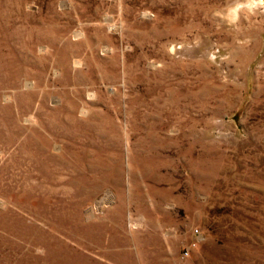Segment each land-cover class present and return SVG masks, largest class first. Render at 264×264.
<instances>
[{
	"label": "rangeland",
	"instance_id": "obj_1",
	"mask_svg": "<svg viewBox=\"0 0 264 264\" xmlns=\"http://www.w3.org/2000/svg\"><path fill=\"white\" fill-rule=\"evenodd\" d=\"M0 264H264V2L0 0Z\"/></svg>",
	"mask_w": 264,
	"mask_h": 264
},
{
	"label": "clouds",
	"instance_id": "obj_2",
	"mask_svg": "<svg viewBox=\"0 0 264 264\" xmlns=\"http://www.w3.org/2000/svg\"><path fill=\"white\" fill-rule=\"evenodd\" d=\"M261 2H264V0H255V3H261ZM248 6L251 8L253 5L249 4ZM237 7L239 8V7H242V6L238 5ZM236 19H237V17L234 14L230 17V20L233 23L236 21Z\"/></svg>",
	"mask_w": 264,
	"mask_h": 264
}]
</instances>
